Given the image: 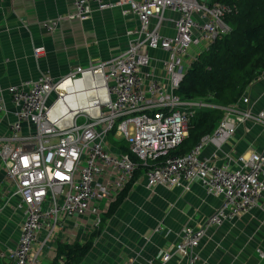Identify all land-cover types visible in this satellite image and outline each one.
I'll list each match as a JSON object with an SVG mask.
<instances>
[{
  "label": "built area",
  "instance_id": "obj_1",
  "mask_svg": "<svg viewBox=\"0 0 264 264\" xmlns=\"http://www.w3.org/2000/svg\"><path fill=\"white\" fill-rule=\"evenodd\" d=\"M72 6L42 26L52 31L62 19L84 21L93 9L115 7L132 15L137 26L126 31L127 48L106 60L78 66L59 78L39 74L0 90V166L11 188L7 202L14 198V209L23 216L16 245L1 256L10 264H37L38 232L45 227L49 238L61 215H90L93 228L97 227L101 218L98 201H115L143 164L148 189L157 185L188 189L197 183L207 195L221 199L203 224L182 228L173 246L174 252L192 264L197 258L193 250L209 227L257 207L264 194V148L235 158L225 156L220 163L214 155L202 154L208 140L233 133L234 120L264 126V108L250 111L236 102L223 107V116L211 133L185 154L171 153L187 134L191 107L201 105L176 93L187 69L182 58L188 56L191 44L212 42L228 31L223 17L231 6L211 0H72ZM170 13L176 17L170 19ZM169 21L171 34L165 32ZM154 50L164 53L157 59L162 77L149 70ZM43 52L42 45L33 46L34 57ZM145 68L148 71L143 73ZM86 77L99 81L86 89L94 111L54 116L59 99L69 93L58 92L59 86L65 79L74 82ZM99 87L103 98L96 93ZM239 99L247 102L245 97ZM6 114L11 118L4 120ZM110 133L126 142L128 154L108 147ZM46 201L49 205L43 209ZM257 253L264 259L263 250ZM171 254L161 251L159 260L166 262Z\"/></svg>",
  "mask_w": 264,
  "mask_h": 264
},
{
  "label": "crops",
  "instance_id": "obj_2",
  "mask_svg": "<svg viewBox=\"0 0 264 264\" xmlns=\"http://www.w3.org/2000/svg\"><path fill=\"white\" fill-rule=\"evenodd\" d=\"M72 0H0V90L11 84L34 79L39 74L59 78L78 66L106 60L128 46L127 30L135 29L137 22L132 15L123 14L115 7L98 11L93 9L84 21L62 19L52 31L42 26L47 19L71 11ZM174 19V13L167 14ZM165 31L172 32V21ZM204 42L205 50L208 43ZM44 47L37 58L33 46ZM154 61L150 72L162 77L157 61L164 53L152 52ZM197 56L196 46L191 47L186 68ZM143 73L148 68L142 70ZM88 83L84 79L74 82L77 94ZM87 92V91H86ZM86 92L83 101L86 100ZM99 92V91H98ZM98 96L103 97L99 92ZM236 105L241 109L258 111L264 108V70L244 90ZM7 107H12L8 101ZM199 106H212L201 103ZM56 110V109H54ZM6 114L4 120L10 119ZM233 117H231V120ZM5 122V121H4ZM231 134L215 136L202 148L205 156H215L220 163L225 156L235 158L249 151L260 152L264 148V126L258 123L233 121ZM122 139L111 134L107 145L120 152ZM143 169L136 172L123 201L112 212L113 203L102 199L97 205L102 218L98 233L94 234L90 215L68 218L61 215L53 234L47 238L42 227L37 236L39 256L37 264H60L58 246L84 244L92 238V245L79 264H189L186 257L174 252L179 233L185 226H200L219 207L221 199L207 195L197 183L188 189L183 186L152 189L145 186ZM5 170L0 166V262L10 264L4 253L18 240L22 214L14 209L15 199L7 202L10 186L5 182ZM49 202L43 204L46 209ZM94 235V236H91ZM257 249L264 251V194L257 207L209 227L199 245L193 250L196 260L192 264H264ZM161 251L171 252L166 262L159 260Z\"/></svg>",
  "mask_w": 264,
  "mask_h": 264
},
{
  "label": "trees",
  "instance_id": "obj_3",
  "mask_svg": "<svg viewBox=\"0 0 264 264\" xmlns=\"http://www.w3.org/2000/svg\"><path fill=\"white\" fill-rule=\"evenodd\" d=\"M231 6L223 17L228 31L209 42L206 50L199 53L187 67L176 89L179 97L196 103L212 106H192L186 122L187 134L171 150L182 155L196 145L203 136L211 133L223 116V107L238 101L245 88L264 70V0H211ZM112 133L107 135L108 137ZM121 153H129L124 140L118 143ZM146 165L139 164L132 178L121 189L109 206L114 211L123 201L136 172H144ZM102 218L94 234L98 233ZM94 236V235H91ZM92 245V238L84 244L58 246L60 264H79ZM1 264V262H0Z\"/></svg>",
  "mask_w": 264,
  "mask_h": 264
},
{
  "label": "bare ground",
  "instance_id": "obj_4",
  "mask_svg": "<svg viewBox=\"0 0 264 264\" xmlns=\"http://www.w3.org/2000/svg\"><path fill=\"white\" fill-rule=\"evenodd\" d=\"M79 79H84L88 83V85L82 87L80 93L78 94L76 89L74 88L75 81L73 82L71 80L65 79L64 82L59 86L58 92H60L61 94H65L66 92L69 93L59 99L56 107L54 108L56 110H53L54 116L57 117L58 115H62V114H67V116H72L76 111L79 110L88 111V112L94 111V102H92V98H90L88 90L86 89L89 88L91 85L99 83V81L94 77H86ZM99 89L101 92L102 90L100 87ZM85 92H86V96L88 97H86V100L83 101L82 96ZM96 93L97 95L99 94L98 91Z\"/></svg>",
  "mask_w": 264,
  "mask_h": 264
},
{
  "label": "rangeland",
  "instance_id": "obj_5",
  "mask_svg": "<svg viewBox=\"0 0 264 264\" xmlns=\"http://www.w3.org/2000/svg\"><path fill=\"white\" fill-rule=\"evenodd\" d=\"M165 26H167L168 28L170 27V24L168 23V24H165ZM166 32V31H165ZM166 33H168V34H171L172 32L171 31H167ZM204 42H200L198 45H194V44H191L189 47H188V49H187V55H189V51H190V49H191V47H193V46H196V53H197V55L199 54V53H201L202 51H204L205 50V46H204V44H203ZM194 57V56H193ZM188 57H183L182 58V64L184 65L185 63V61L187 62L189 59H187ZM53 100H55V97H53ZM40 257L41 256H39V259H40Z\"/></svg>",
  "mask_w": 264,
  "mask_h": 264
},
{
  "label": "water",
  "instance_id": "obj_6",
  "mask_svg": "<svg viewBox=\"0 0 264 264\" xmlns=\"http://www.w3.org/2000/svg\"><path fill=\"white\" fill-rule=\"evenodd\" d=\"M200 1H203V0H200ZM207 1H210V0H207Z\"/></svg>",
  "mask_w": 264,
  "mask_h": 264
}]
</instances>
